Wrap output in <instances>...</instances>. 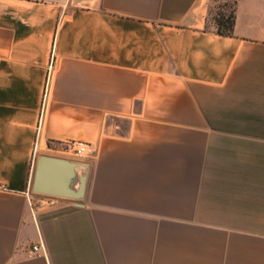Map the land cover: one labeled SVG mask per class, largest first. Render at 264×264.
<instances>
[{
  "label": "crops",
  "instance_id": "1",
  "mask_svg": "<svg viewBox=\"0 0 264 264\" xmlns=\"http://www.w3.org/2000/svg\"><path fill=\"white\" fill-rule=\"evenodd\" d=\"M218 3L0 0V264H264V0ZM70 141L82 200L33 194Z\"/></svg>",
  "mask_w": 264,
  "mask_h": 264
},
{
  "label": "water",
  "instance_id": "2",
  "mask_svg": "<svg viewBox=\"0 0 264 264\" xmlns=\"http://www.w3.org/2000/svg\"><path fill=\"white\" fill-rule=\"evenodd\" d=\"M88 170L84 163L43 155L37 160L34 169L31 192L81 201L86 189Z\"/></svg>",
  "mask_w": 264,
  "mask_h": 264
},
{
  "label": "built area",
  "instance_id": "3",
  "mask_svg": "<svg viewBox=\"0 0 264 264\" xmlns=\"http://www.w3.org/2000/svg\"><path fill=\"white\" fill-rule=\"evenodd\" d=\"M53 149L54 147L52 148V151H55ZM58 151L66 157L71 158L76 162H81L84 164H88L95 155V150L93 149V147L81 141L63 142L62 144H60ZM37 253L38 248L35 247L30 252V256H36Z\"/></svg>",
  "mask_w": 264,
  "mask_h": 264
},
{
  "label": "trees",
  "instance_id": "4",
  "mask_svg": "<svg viewBox=\"0 0 264 264\" xmlns=\"http://www.w3.org/2000/svg\"><path fill=\"white\" fill-rule=\"evenodd\" d=\"M234 5V0H233ZM232 5V9L229 15H225V13H220L218 10L216 11L215 26L216 32L221 36H232L233 35V24H234V7Z\"/></svg>",
  "mask_w": 264,
  "mask_h": 264
},
{
  "label": "rangeland",
  "instance_id": "5",
  "mask_svg": "<svg viewBox=\"0 0 264 264\" xmlns=\"http://www.w3.org/2000/svg\"><path fill=\"white\" fill-rule=\"evenodd\" d=\"M232 5H233V0H219V3L217 5V10L220 13H225V15H229V13L232 9ZM214 24H215V22H214Z\"/></svg>",
  "mask_w": 264,
  "mask_h": 264
}]
</instances>
